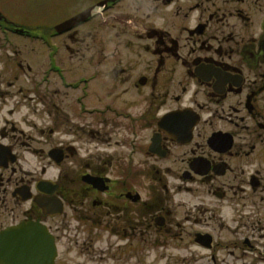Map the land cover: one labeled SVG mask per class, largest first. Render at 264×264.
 Here are the masks:
<instances>
[{"label":"flooded vegetation","instance_id":"af4514ba","mask_svg":"<svg viewBox=\"0 0 264 264\" xmlns=\"http://www.w3.org/2000/svg\"><path fill=\"white\" fill-rule=\"evenodd\" d=\"M0 11V262L264 264V0Z\"/></svg>","mask_w":264,"mask_h":264},{"label":"rangeland","instance_id":"374dc122","mask_svg":"<svg viewBox=\"0 0 264 264\" xmlns=\"http://www.w3.org/2000/svg\"><path fill=\"white\" fill-rule=\"evenodd\" d=\"M89 1V0H88ZM86 0H0V9L10 19H13L23 26L41 25L45 28L53 26L54 23L62 21L70 16L75 10L88 3ZM53 2L52 5H49ZM49 5V6H48ZM26 45L19 41L17 46ZM37 51L41 47L39 44L33 45Z\"/></svg>","mask_w":264,"mask_h":264},{"label":"water","instance_id":"95a60500","mask_svg":"<svg viewBox=\"0 0 264 264\" xmlns=\"http://www.w3.org/2000/svg\"><path fill=\"white\" fill-rule=\"evenodd\" d=\"M85 13L84 14H81L79 16H77L76 18L68 21L67 23H64L60 26V29H64V27L66 26V24H71V23H74L75 21H78L79 18L84 17ZM4 19L2 14L0 13V20ZM4 238V233L0 234V243H1V240ZM15 243H18V242H15ZM36 253V251L34 252V254ZM16 255H29L31 254V251H19V252H15ZM1 264H40L39 262H33V263H27V262H18V261H10V262H0Z\"/></svg>","mask_w":264,"mask_h":264}]
</instances>
